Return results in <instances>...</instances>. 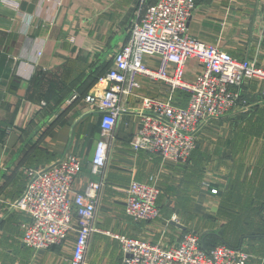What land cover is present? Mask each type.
Masks as SVG:
<instances>
[{
    "label": "crops",
    "instance_id": "obj_1",
    "mask_svg": "<svg viewBox=\"0 0 264 264\" xmlns=\"http://www.w3.org/2000/svg\"><path fill=\"white\" fill-rule=\"evenodd\" d=\"M140 1L0 0V264H69L75 234L49 249L28 247L22 242L27 217L9 210L8 203L25 188L28 168L45 167L65 152L82 160L77 189L97 179L90 165L100 116L83 97L99 91L96 82L89 84L97 72L93 65H112L114 52L129 38ZM196 1L188 22L191 36L264 68V0ZM195 67L188 66V78ZM139 81V95L166 96L163 84ZM260 87L246 84L243 102L209 120L184 161L130 148L139 100L128 99L132 112L122 114L114 128L95 226L166 246L193 232L203 246L223 240L243 248L247 264H264ZM180 93L173 100L185 106L187 96ZM150 178L160 190L161 215L152 222L134 221L124 212L125 189L130 180ZM123 257L118 240L93 233L86 264H121Z\"/></svg>",
    "mask_w": 264,
    "mask_h": 264
},
{
    "label": "built area",
    "instance_id": "obj_2",
    "mask_svg": "<svg viewBox=\"0 0 264 264\" xmlns=\"http://www.w3.org/2000/svg\"><path fill=\"white\" fill-rule=\"evenodd\" d=\"M138 7L128 40L117 48L110 69L96 81L99 91L83 97L100 116V137L90 165V173L97 179H89L77 189L82 160L65 152L45 167L28 168L25 188L8 203V209L27 217L22 224V242L33 249L63 245L75 234L69 264H86L88 243L95 232L120 242L124 252L121 264H247L249 256L243 248L218 244L206 249L193 232L184 234L177 245L166 246L95 226L114 128L122 114L132 112L128 99L139 100L132 112L137 116V129L131 149L180 161L190 156L209 120L226 116L241 102L247 83L260 84L259 95L264 101V68L189 34L195 0H156L150 5L141 0ZM192 62L196 67L188 78ZM139 78L163 84L166 96L139 95ZM175 92L187 96L185 106L175 104ZM159 194L154 178L130 180L125 189L126 216L134 221H155L161 215Z\"/></svg>",
    "mask_w": 264,
    "mask_h": 264
},
{
    "label": "trees",
    "instance_id": "obj_3",
    "mask_svg": "<svg viewBox=\"0 0 264 264\" xmlns=\"http://www.w3.org/2000/svg\"><path fill=\"white\" fill-rule=\"evenodd\" d=\"M156 0H144V4L145 5H150V4H153L154 2H155ZM196 3H197V1L195 0V5H196ZM94 67H95V69L97 70V72H95V76L92 78V80L89 82V84L91 83V84H93V83H95L97 80H98V78L100 77V76H102V75H104L107 71H108V69L110 68V66H111V62L110 61H107V62H104V63H100V65L98 66V62H96V63H94V65H93ZM93 67V68H94ZM182 96L183 95H185V94H183V93H180ZM219 243H217V244H215V245H218V244H226V245H228L225 241H223V240H220V241H218ZM213 246V245H212ZM212 246L210 247V246H204L206 249H210V248H212ZM214 247V246H213Z\"/></svg>",
    "mask_w": 264,
    "mask_h": 264
},
{
    "label": "rangeland",
    "instance_id": "obj_4",
    "mask_svg": "<svg viewBox=\"0 0 264 264\" xmlns=\"http://www.w3.org/2000/svg\"><path fill=\"white\" fill-rule=\"evenodd\" d=\"M248 84V83H247ZM241 102H243L244 101V99H243V97L241 98V100H240ZM130 148H131V146H130Z\"/></svg>",
    "mask_w": 264,
    "mask_h": 264
}]
</instances>
